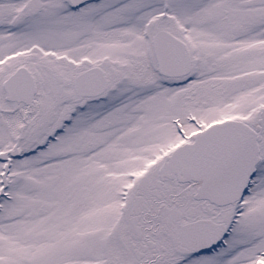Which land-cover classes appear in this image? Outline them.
<instances>
[{
    "label": "snow or ice",
    "instance_id": "obj_1",
    "mask_svg": "<svg viewBox=\"0 0 264 264\" xmlns=\"http://www.w3.org/2000/svg\"><path fill=\"white\" fill-rule=\"evenodd\" d=\"M0 264H264V0H0Z\"/></svg>",
    "mask_w": 264,
    "mask_h": 264
}]
</instances>
